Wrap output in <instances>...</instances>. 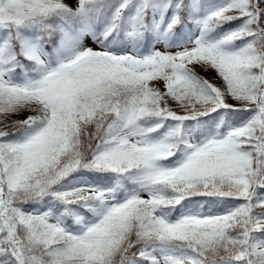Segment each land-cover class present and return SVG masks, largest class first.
<instances>
[{
	"label": "snow or ice",
	"instance_id": "obj_1",
	"mask_svg": "<svg viewBox=\"0 0 264 264\" xmlns=\"http://www.w3.org/2000/svg\"><path fill=\"white\" fill-rule=\"evenodd\" d=\"M0 264H264V0H0Z\"/></svg>",
	"mask_w": 264,
	"mask_h": 264
}]
</instances>
